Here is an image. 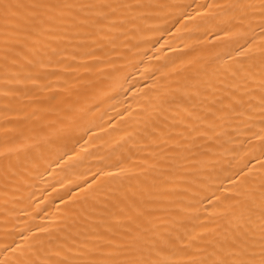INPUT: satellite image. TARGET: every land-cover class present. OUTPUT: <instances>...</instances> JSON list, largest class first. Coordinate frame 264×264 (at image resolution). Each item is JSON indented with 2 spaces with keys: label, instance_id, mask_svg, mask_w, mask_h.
<instances>
[{
  "label": "bare ground",
  "instance_id": "bare-ground-1",
  "mask_svg": "<svg viewBox=\"0 0 264 264\" xmlns=\"http://www.w3.org/2000/svg\"><path fill=\"white\" fill-rule=\"evenodd\" d=\"M0 264H264V0H0Z\"/></svg>",
  "mask_w": 264,
  "mask_h": 264
}]
</instances>
